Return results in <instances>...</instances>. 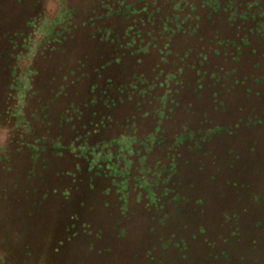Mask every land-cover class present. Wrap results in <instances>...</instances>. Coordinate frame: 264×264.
<instances>
[{
  "label": "trees",
  "instance_id": "obj_1",
  "mask_svg": "<svg viewBox=\"0 0 264 264\" xmlns=\"http://www.w3.org/2000/svg\"><path fill=\"white\" fill-rule=\"evenodd\" d=\"M69 1L70 24L57 25L31 61L21 109L20 60L46 17V0H0V128L8 131L0 146V264H32L38 220L59 201L74 212L59 241L70 243L79 233L76 211L94 209L77 199L89 193L125 217L146 214L153 228L167 211L188 217L189 203L161 196L157 184L190 197L200 168L219 166L228 155L222 149L234 151L231 138L264 127L242 124L264 121V0H86L79 8ZM242 98L256 104L230 113ZM70 170L75 177L66 176ZM53 190L68 199L53 198ZM157 205L165 208L161 221Z\"/></svg>",
  "mask_w": 264,
  "mask_h": 264
},
{
  "label": "rangeland",
  "instance_id": "obj_2",
  "mask_svg": "<svg viewBox=\"0 0 264 264\" xmlns=\"http://www.w3.org/2000/svg\"><path fill=\"white\" fill-rule=\"evenodd\" d=\"M84 1L86 0H70L69 5L74 8L84 7ZM66 2L68 0H47L49 17L55 18L53 23L46 20L40 26L36 40L30 45L31 56L21 59V66L24 69L33 58V50H37L44 39L55 32L57 25L64 26L68 23V18L70 19L72 14L64 10L63 6ZM177 43L182 45L183 39L177 40ZM74 52L78 53L79 50L76 49ZM30 74L31 71L26 70L19 79L21 109L30 89ZM249 104L256 103L246 98L234 100L231 102L230 113L234 115L248 113L247 111L251 109ZM263 109L264 107L262 111ZM262 123L264 124V121L261 122L254 116L242 122L250 129L257 128ZM232 132L226 133L233 135ZM7 135L8 131L0 128V146L7 141ZM230 141L232 145H236V154L230 150L231 147L224 148L223 153H227L229 157L226 155L221 158L220 155L219 166H213L210 162V165L206 166L208 171L200 168L202 174L199 175L202 180L199 184L201 185L192 186L190 190L195 189L196 192L190 197L184 195L182 197L178 193L169 191L164 187L165 183H161L164 186L157 184L161 196L172 195L170 201L183 200L189 203L191 210L188 217L180 219L175 213L167 211L163 221L153 228L154 225L146 220V214L142 213L136 217L129 214L125 217V214L119 212L113 203L110 208L104 207L100 194L89 193L77 199L81 202L85 198L87 204L93 205L94 209L89 210L91 206H88L89 209L76 211L77 216L73 222L77 224L75 231L79 233L68 243L69 245L65 244L61 247L59 241L64 236L63 229L71 222L74 212L69 209L66 202L59 201L55 211L46 214L43 221L42 217L38 220L40 248L36 251L37 255L32 264H160L159 260H163L162 264H264V127L254 130L245 129L241 140L231 138ZM205 154L209 155L207 152ZM238 154L240 160L231 163V158L234 156L238 158ZM105 159L108 160L109 157ZM222 164L224 167L227 166L225 172L219 170ZM70 173L66 176L70 175L72 178L78 172L74 174L70 170ZM189 173L192 176L193 169ZM113 176L119 177L118 172ZM110 178L112 179V176ZM193 179L196 180V174ZM121 182L122 189L126 184L125 180ZM47 192L51 194V189ZM53 192L54 196L55 193H62V197L59 198L65 196L64 201L68 199L67 193L62 190H53ZM222 194H225L224 197ZM53 198L56 199L57 196ZM109 201L117 200L112 195ZM62 205H65V208ZM156 207L153 214L158 221H161L165 208L162 205ZM201 207L207 210L206 213H200ZM198 208L200 209L194 211ZM84 224L88 227H84ZM117 224L120 229H116ZM187 224L188 227L194 225L193 228L197 227L196 230L190 227L185 229L184 225ZM178 229H181V232H178L177 238L173 237L176 241L172 242L171 235L177 233ZM181 241L187 242V245L183 246ZM53 243L58 247L56 253L51 249ZM102 246L111 247V251L106 253L107 250ZM94 248L97 250L95 251ZM149 253L151 255H148ZM151 256L154 259H151Z\"/></svg>",
  "mask_w": 264,
  "mask_h": 264
},
{
  "label": "crops",
  "instance_id": "obj_3",
  "mask_svg": "<svg viewBox=\"0 0 264 264\" xmlns=\"http://www.w3.org/2000/svg\"><path fill=\"white\" fill-rule=\"evenodd\" d=\"M47 4H48V3H47V0H46V6H45V8H46V17H45L44 21H46V20H50V21H52V23H53V19H54L55 17H54V18H50V17H49L48 10H47ZM51 19H52V20H51ZM44 21L41 22V25H40V26L43 25V22H44ZM40 26H39V28L37 29V32H36V34H35V37H34V40H33V41H35L36 38H37V35H38V32H39ZM36 53H37V50H33V53H32L33 58L35 57ZM30 56H31V50L29 51V54L26 55L24 58H28V57H30ZM33 58H32V59H33ZM31 61H32V60H31ZM31 61L27 64V66H26L25 69L23 68V66H21V72H22V73H23L24 71H26V70H29V67L31 66V63H32ZM20 65H21V60H20ZM234 152H237L236 148H234ZM249 152H250V153H253V152H251V151H249Z\"/></svg>",
  "mask_w": 264,
  "mask_h": 264
}]
</instances>
